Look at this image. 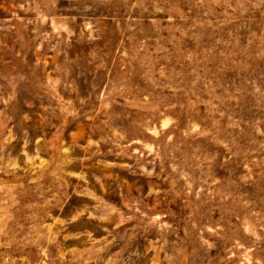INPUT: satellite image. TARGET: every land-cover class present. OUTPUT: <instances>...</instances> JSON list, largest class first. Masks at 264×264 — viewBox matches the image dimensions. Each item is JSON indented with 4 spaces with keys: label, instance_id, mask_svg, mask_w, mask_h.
I'll use <instances>...</instances> for the list:
<instances>
[{
    "label": "rangeland",
    "instance_id": "obj_1",
    "mask_svg": "<svg viewBox=\"0 0 264 264\" xmlns=\"http://www.w3.org/2000/svg\"><path fill=\"white\" fill-rule=\"evenodd\" d=\"M0 264H264V0H0Z\"/></svg>",
    "mask_w": 264,
    "mask_h": 264
}]
</instances>
